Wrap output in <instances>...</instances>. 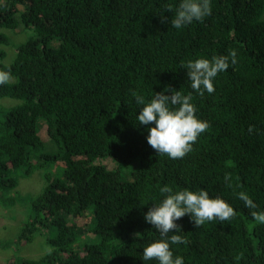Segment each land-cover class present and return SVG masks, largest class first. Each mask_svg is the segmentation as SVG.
Listing matches in <instances>:
<instances>
[{"label": "trees", "instance_id": "obj_1", "mask_svg": "<svg viewBox=\"0 0 264 264\" xmlns=\"http://www.w3.org/2000/svg\"><path fill=\"white\" fill-rule=\"evenodd\" d=\"M179 3L0 0V28L36 34L17 46L12 63L1 62L0 49V70L13 75L0 99L20 100L0 107V191L17 186V170L32 172L34 151L46 143L52 150L41 158L64 165L59 176L45 174L18 237L30 242L53 229L52 251L10 264H158L142 257L160 239L145 214L163 200L164 186L207 190L236 212L199 228L190 215L176 221L188 243L170 247L184 264H264V224L237 197L247 192L264 212V0H211V15L176 29L165 9ZM7 40L0 33V44ZM233 49L237 63L217 75L215 92L195 93L182 62ZM169 85L192 92L198 118L209 123L182 159L148 144L155 125H139L132 95L147 102Z\"/></svg>", "mask_w": 264, "mask_h": 264}, {"label": "clouds", "instance_id": "obj_2", "mask_svg": "<svg viewBox=\"0 0 264 264\" xmlns=\"http://www.w3.org/2000/svg\"><path fill=\"white\" fill-rule=\"evenodd\" d=\"M165 11L174 12L171 20L172 27L181 29L193 21H203L211 15V0H180L174 10L166 6ZM162 22L167 17L161 13ZM237 63V51L230 50L227 55L213 56L211 59L199 58L182 62L181 67L187 69V77L191 89L204 96L215 92L213 81L231 65ZM13 80L11 70H0V86L7 85ZM171 93L168 95L166 93ZM135 102L142 111L137 116L139 125L155 126L148 128V144L156 150L158 155H167L171 159H182L193 150L198 137L209 128V123L197 116V108L192 103V92L184 94L170 85L162 92H155L154 97L147 101L144 96L133 92ZM252 131V127H249ZM225 182L231 187V174H225ZM163 200L155 204L145 214L146 222L152 224L160 234V239L144 247L143 260H155L158 264H184L182 256H174L170 245L187 244L180 233L181 227L176 223L185 215H190L197 228L214 220L221 223L231 220L236 212L234 208L221 197L212 198L207 190L192 191L183 189L174 191L170 186L160 188ZM238 199L251 210V216L264 224V212L257 211V205L245 191L237 193ZM175 230V232H173ZM172 233V235H169ZM141 238L142 234H134Z\"/></svg>", "mask_w": 264, "mask_h": 264}, {"label": "rangeland", "instance_id": "obj_3", "mask_svg": "<svg viewBox=\"0 0 264 264\" xmlns=\"http://www.w3.org/2000/svg\"><path fill=\"white\" fill-rule=\"evenodd\" d=\"M21 7V6H20ZM22 8V7H21ZM0 33L8 40L0 44L6 54L1 60L4 64L14 61L17 46L25 42L35 31L31 27L19 26L16 29L1 27ZM20 100L12 97L0 99V107L15 106ZM40 134L46 141V123L41 121ZM52 145L46 143L45 147H38L34 151L33 169L30 174L24 173L23 169L17 170L14 175L18 178L17 186L12 190L0 191V264H10L17 258L39 259L52 251L47 237L53 236L55 231H43L36 233L32 241L19 240V233L23 224L28 220L31 212L32 199L40 194L47 184L45 174L59 176L63 171V163L59 166L55 163L44 161L43 153L51 151ZM36 161H40L36 164ZM82 224V219H77Z\"/></svg>", "mask_w": 264, "mask_h": 264}]
</instances>
